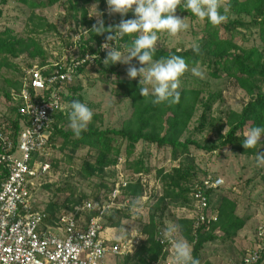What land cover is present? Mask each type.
Instances as JSON below:
<instances>
[{
	"label": "trees",
	"instance_id": "obj_1",
	"mask_svg": "<svg viewBox=\"0 0 264 264\" xmlns=\"http://www.w3.org/2000/svg\"><path fill=\"white\" fill-rule=\"evenodd\" d=\"M60 1L15 0V2L26 6L31 11L53 7ZM6 2L7 0H1L0 4ZM92 2L97 4V9L102 14L101 18L104 20L105 27L118 25L121 19L127 20L135 17L134 13H131L110 20L105 12L104 0H69L70 9L79 10L80 13L79 21H76L77 25L82 26L87 32L86 40L79 46V55L76 60L81 61L85 55H98V58H94L93 65L90 67L98 66L102 70L101 74H106L107 78V75L115 72V65L110 64L109 69H102L106 53L100 54L99 49L101 44L105 42V36H98L91 32L93 21L87 19V12L84 8ZM183 3L184 0H182L181 6L177 8L175 15L178 14L188 18L190 22H199L198 18L184 10ZM223 4L224 6L219 11L221 14L227 15L226 22L214 27L206 19L201 21L203 24L201 38L198 41L199 54L194 52L193 49L182 51L174 48L167 51L160 47L156 48L153 57L158 60L177 55L185 59L188 68L201 64L208 69L210 78L220 79L223 75L233 80L236 86L244 92L248 98L247 102L242 104L240 112L231 111L224 114L225 122L221 124L216 132L217 140H206L200 143L193 138L195 134H201L204 128L210 125L211 121H209L208 115L213 103L220 99V95L218 92L211 91L208 85H202L189 77L180 78V102L178 104L165 102L159 105L152 102L154 99L152 94L149 93L147 97L140 95V88L143 85H140L137 80L117 78L115 83L117 86L116 95L129 101L132 110L131 116L123 123V127L121 129L101 130L96 126V116H93L86 130H83L79 137L75 136L73 132H63L61 129L62 123L65 121L70 122L71 103L76 100L82 103V97L77 95L81 90L78 77L88 69V63L86 62L77 67L72 82L64 86L65 95H63V100L68 108L64 113L60 112L54 116L55 123L52 128L49 148L53 147L55 139L59 137L63 140L61 150L68 148L71 154L82 149L93 152L95 155L94 161L92 163L84 161L80 166V173L85 179L95 177L97 173H101L104 169L115 167L121 157V143H124L125 168L130 171L133 177L150 173V169L144 163L142 157H138L133 162L129 161L136 145L140 142L155 145L159 149L167 148L170 151L172 161H177L180 157L188 155L190 148L205 153H213L229 148L234 153L248 157L256 155V150L260 148L262 149L261 153H264V140L253 149H245L242 146L245 138L241 135L245 128L264 127V0H223ZM35 18L38 20V24L34 25L35 30H42L43 26L47 24L43 19L35 17L34 14H32L30 21L33 22ZM48 27L49 30L55 31L53 25H48ZM252 30L255 31L258 43L251 47L238 45L235 36L240 35L244 40L246 39L245 33ZM221 32H223V35H220ZM255 34L253 33V35ZM135 38L136 34L124 36L116 41L115 47L123 52L124 46L130 45ZM23 54H27L32 60H41L42 66H45L46 54L34 39H17L9 31H5L0 35V69L9 67L7 64L9 59L18 58ZM193 83L196 85L190 86ZM8 84L13 91L18 92L21 82L18 81L14 84L8 82ZM204 94L205 98H203ZM4 97L10 101V92H6ZM198 108H201V114L197 118V126L189 134V125ZM15 112L16 107L11 104L7 113L3 116V120L10 121L9 118ZM10 122L13 132L17 134L20 130L19 118ZM224 128L226 130L222 133ZM157 176L161 180L162 196L156 198L157 200L150 206L148 223L142 225L140 232L145 236V243H140L133 256L124 257V264H128L132 258H135L138 264H151L158 260L162 255V245L157 241V234L159 227L162 226L161 221L165 210V202L179 203L182 206L191 202L192 185L190 183L197 177L192 166H179L169 173H165L161 169L157 171ZM121 190V197L118 198L123 200L128 197L130 202L142 195L140 180L130 181ZM215 192H208L209 205L211 206L217 195ZM216 204L214 206L219 214L218 221L211 225L209 230L206 231L205 227H200L193 234L192 222L181 220L178 224L179 233L192 245V256L198 261L203 247L217 238L214 235L215 230L218 229L227 240H232L249 220L236 215V203L227 196L220 197ZM125 212L127 211L121 208L113 210L102 219L103 226L110 229L119 228L122 219L126 216ZM44 214L46 215L45 222L48 225H52L59 218L53 215L51 207H48L47 214ZM88 214L87 220L96 216L94 211Z\"/></svg>",
	"mask_w": 264,
	"mask_h": 264
},
{
	"label": "rangeland",
	"instance_id": "obj_2",
	"mask_svg": "<svg viewBox=\"0 0 264 264\" xmlns=\"http://www.w3.org/2000/svg\"><path fill=\"white\" fill-rule=\"evenodd\" d=\"M104 1L105 12L110 20L122 17L118 13L109 15L107 0ZM94 4L97 5L92 2L84 6L87 12V19L93 21V24L96 22L97 17H90L89 15H97L99 12L98 9L91 8ZM0 12V35L5 33V31H9L17 39H34L36 44L46 54L45 66L51 63L60 62L64 64L76 60L79 55V46L87 38L86 30L76 23L80 18L79 10H71L69 0H61L53 7L34 11L18 4L15 0H7L5 4H0ZM131 13L134 12L130 11L127 14ZM32 14L43 19L47 24L43 26L42 30H35L34 25L38 24V20L35 18L33 22L30 21ZM176 16L185 18L178 14ZM75 17L76 19H74ZM186 23L189 24V28L180 32L176 37H170L166 32L158 33L159 40L156 48L162 47L167 51L175 48L183 51L193 49L192 45L194 44L198 45L203 23L201 21L190 22L188 19ZM48 25H53L55 31L49 30ZM253 33L255 34L253 30L245 33L246 39L244 40L240 35H236L235 41L238 45H243L244 47L256 45L258 43L257 36L256 34L253 35ZM220 35H223V32ZM131 63L137 68L140 67L139 61L135 59ZM7 64L9 67L0 69V119L7 113L8 107L11 106L10 101L4 97L6 92L12 93L13 91L9 87L8 82L14 84L22 81L28 69L42 67L41 60H32L27 54L20 55L15 59H9ZM114 65L115 72L107 75V78L106 74H101L102 70L98 66L86 69L78 77L81 90L77 95L81 96L82 103L93 111V116L97 118L96 126L101 130L121 129L123 123L128 120L132 113L129 101L116 95L117 86L115 84L117 78L130 80L127 77L129 65L119 62ZM198 66L203 73V78L194 76L191 71L192 68H188V71L181 78L189 77L202 85H208L211 91L218 92L220 95V99L213 103L208 115L209 121H211L210 125L206 126L201 134L193 136L194 140L203 143L206 140H217L216 132L221 124L225 122L224 114L231 111L240 112L242 104L247 102L248 98L233 80L223 75L220 79H212L209 77V71L206 66L201 64H198ZM109 68L110 65L105 66L103 64L102 69L106 70ZM135 80L139 82L140 77ZM192 85L196 84L193 83L190 86ZM179 89L180 87L178 91ZM149 93L152 94L150 86ZM203 98H205V94ZM200 114L201 108H198L195 117L189 125V134L197 126V118ZM220 118L222 120H219ZM69 123L67 121L62 123L61 129L63 132H73L69 127ZM225 130L226 128L222 129V133ZM248 130V128L243 129L241 132L242 137L245 138V133ZM263 140L264 137H262L261 141ZM62 143L63 140L61 138H56L53 147L45 151L42 157V161L50 165V172L36 191L34 203L36 208L46 214L48 207L53 209L55 217H61L72 212L75 208L81 207L85 202L100 206L109 201L112 191H114L118 183H130V181L135 182L138 180L125 168L124 143H121V157L118 159L117 165L113 168L104 169L90 179H85L82 176L80 166L84 161L92 163L95 157L94 153L87 149H82L71 154L68 148L61 150ZM261 152L262 149L260 148L256 150V155L248 157L234 153L229 148L213 153H205L190 148L188 155L180 157L177 161H172L170 151L167 148L159 149L155 145L140 142L136 145L129 161L133 162L138 157H142L144 163L150 169V173L141 175L143 179L140 181L142 195L139 198L131 200V202L128 197L123 200L120 198L116 199V207H120L127 212H125L126 216L122 219L120 227L113 230L111 235L114 237H127L132 232H140L142 225L148 223L150 206L162 196V184L160 177L157 176V171L162 169L165 173H169L174 168L188 165L192 166L197 176L190 185L199 182L207 176L220 177L224 181L223 186L215 192L217 195L212 205L214 209H216L215 206L220 197L227 196L236 203V215L240 218L249 219L243 229L232 240H227L221 232L215 234L217 238L206 244L201 250L199 262L200 264H236L247 251L253 248L256 227L260 223H264V166H257L256 161V156ZM121 191L120 189V197ZM134 202L136 204L135 209L133 208ZM125 203L126 205H124ZM165 204L161 221L162 226L159 227V231L163 232L169 225H178L181 220L191 222V202L185 206L172 202H165ZM88 215V213L82 214L81 220L87 221ZM122 229L126 231L122 232ZM177 235L179 238H183L180 233ZM140 243H145L143 234ZM135 252L136 250L132 251L129 256H133ZM108 260V264H124V257L116 258L113 261L112 259ZM128 264L138 263L135 258H132ZM261 264H264V261Z\"/></svg>",
	"mask_w": 264,
	"mask_h": 264
},
{
	"label": "built area",
	"instance_id": "obj_3",
	"mask_svg": "<svg viewBox=\"0 0 264 264\" xmlns=\"http://www.w3.org/2000/svg\"><path fill=\"white\" fill-rule=\"evenodd\" d=\"M115 43L111 42L114 48ZM99 53L106 50L100 46ZM94 58L98 55H85L69 64L32 67L20 81L19 91L10 92L16 112L9 119L19 118L20 130L15 134L11 122L0 119V264H108V259L129 256L140 245L141 232L114 237L111 232L115 229L102 224L104 216L120 209L115 201L127 182L116 185L108 202L100 206L85 202L52 225L46 224V215L34 203L36 191L50 172V165L42 157L50 147L54 116L68 108L63 100L64 86L72 82L77 67L87 62L89 68ZM134 177L143 180L141 175ZM223 184L220 177L207 176L191 186L193 234L200 227L207 231L217 223L219 214L209 205L208 192L217 191ZM93 211L94 218L81 220L82 214ZM162 233L157 234L162 255L151 264H168L172 254ZM218 233L217 229L214 235ZM254 243L236 264L264 261V223L256 227Z\"/></svg>",
	"mask_w": 264,
	"mask_h": 264
},
{
	"label": "clouds",
	"instance_id": "obj_4",
	"mask_svg": "<svg viewBox=\"0 0 264 264\" xmlns=\"http://www.w3.org/2000/svg\"><path fill=\"white\" fill-rule=\"evenodd\" d=\"M182 0H107L108 14H120L122 17L130 11L134 12V19H121L118 25L105 27L102 14L89 15L97 17L92 25L91 32L98 36H105V42L101 44V50H106V57L103 64L122 63L129 65L127 77L135 80L140 77L139 84L145 85L140 88V95H149V86L154 96V104H178L180 102V78L188 71L185 59L172 55L167 58L154 59L158 33H167L170 37H176L180 32L186 31L189 24L188 18H181L175 15ZM223 0H184V10L190 12L200 21L205 19L212 25L218 26L227 21L228 17L219 11L223 7ZM96 8L97 5H92ZM107 33V35H105ZM136 34V38L130 45L124 46V51L112 47V41L122 39L124 36ZM193 51L199 54V45H192ZM126 53V54H125ZM138 60L140 67L137 68L131 62ZM192 74L203 78L199 66L191 69ZM51 107V106H50ZM72 111L69 114V127L75 136L79 137L81 132L93 118V111L84 103L76 100L71 103ZM264 137V127L256 126L245 133L242 143L243 148L253 149ZM257 166H264V153L256 156ZM135 202L133 208L135 209ZM126 231L125 229L121 230ZM180 228L178 225H169L162 233L163 240L171 245V256L168 264H200L193 258L192 248L186 239L179 238Z\"/></svg>",
	"mask_w": 264,
	"mask_h": 264
},
{
	"label": "crops",
	"instance_id": "obj_5",
	"mask_svg": "<svg viewBox=\"0 0 264 264\" xmlns=\"http://www.w3.org/2000/svg\"><path fill=\"white\" fill-rule=\"evenodd\" d=\"M254 245H255V243H254ZM254 247V246H253Z\"/></svg>",
	"mask_w": 264,
	"mask_h": 264
}]
</instances>
